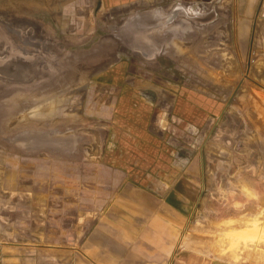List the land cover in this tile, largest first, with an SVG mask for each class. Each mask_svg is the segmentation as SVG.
Returning a JSON list of instances; mask_svg holds the SVG:
<instances>
[{
  "label": "rangeland",
  "instance_id": "1",
  "mask_svg": "<svg viewBox=\"0 0 264 264\" xmlns=\"http://www.w3.org/2000/svg\"><path fill=\"white\" fill-rule=\"evenodd\" d=\"M222 1L0 0V33L22 46L27 44L24 38L10 36L12 23L19 19L44 23L50 32L47 46L52 49L46 56L56 66L45 84L36 80L17 88L0 83V189L6 209L24 206V210L14 211L19 220L42 217L27 208L34 206L36 210L43 205V197L35 194L50 191L54 235L64 231L76 241L87 230L91 210L97 209L91 189L106 188L105 181L97 184L91 178L105 173L106 167L85 163L90 154L83 143L78 150L72 147L62 153L49 147L65 144L66 131L72 135V129L89 127L81 116L66 117L62 110L65 103L58 100L66 85L59 80L60 45L75 44L74 36H65L67 31L93 32L102 38L100 50H106L113 45L109 36L114 35L113 61L116 66L130 68V86L138 88V82H145L160 96H178L172 112L174 116L180 113V119L173 117L170 124L167 115V122L161 124L167 130L164 143L171 134L179 140L178 168L168 164L171 152L167 149L161 163L164 172L172 168L181 178L174 183L179 201H173L185 218L182 239L194 249L220 257L222 252H232L238 264H264V20L242 14L246 9L243 5ZM211 13L215 18L206 22L203 17ZM158 14H168L164 21L170 20L164 28L135 21ZM168 24L176 27L173 37L164 39L173 44L160 53L150 34ZM20 28L27 29V25L20 23ZM128 36L130 41H126ZM146 58L156 60L157 66L148 64ZM76 105L74 102L73 107ZM191 110L195 115L193 133L188 132L190 118L185 115ZM66 122L73 128L66 127ZM87 134L78 133L77 139L84 142L81 138ZM205 158L218 162L212 182L207 180ZM188 167L190 171H186ZM186 172L192 181L180 177ZM148 183L161 184L159 190L170 198L176 192L165 181ZM218 227L227 228L225 238L223 233L216 236ZM215 237L218 245L211 242Z\"/></svg>",
  "mask_w": 264,
  "mask_h": 264
},
{
  "label": "crops",
  "instance_id": "2",
  "mask_svg": "<svg viewBox=\"0 0 264 264\" xmlns=\"http://www.w3.org/2000/svg\"><path fill=\"white\" fill-rule=\"evenodd\" d=\"M230 2L245 6L242 14H249L251 18L257 15V19L264 20V0ZM167 15L158 14L154 17L158 22H163ZM147 17L151 16L138 17L135 21L146 23L144 19ZM214 18L215 13L203 17L209 20ZM20 23L27 25L26 31L20 28ZM151 24L154 23L148 21L146 25ZM168 27L169 24L166 28ZM156 31V37L151 36L150 39L153 38L152 42L162 53L173 41L164 39L166 37L161 35L163 30ZM10 36L22 37L27 44L20 46L15 43L14 38L6 40L7 35L5 37L0 33V65L9 62L14 68L24 65L32 71V78L29 81L0 83L17 88L32 85L36 80L37 83L45 84L56 67L46 56L52 52L46 42L50 37L47 27L35 19H19L12 23ZM65 36H74L76 40L75 44L60 45L62 60L59 80L66 83L58 94L59 102L65 103V107L60 109L63 108L66 117L81 116L89 127L72 129V135L66 131L65 144L49 147L57 148L62 153L72 147L78 150V145L82 146L80 143L85 144L84 148L90 154L85 163L97 166L102 164L106 167L105 173H97L91 180L97 184L100 180L105 181L103 186L106 188L97 186L96 189H91L97 209L92 208L91 220L86 221L87 230L76 241H71L64 231H59L57 236L52 232L55 228L51 227L52 219L49 215L52 213L51 204H48L49 197L52 196L50 191L35 194L43 197V205L36 206V210L34 206L27 208L28 212L41 213L42 217L32 216L19 220L14 211H22L24 206L16 204L15 208L11 205V208L6 209L1 198L3 190L0 189V264H238L237 259L228 261L219 254L213 256L189 247L190 242L182 239L180 230L181 225H185V218L180 214L182 209L175 203L179 201V192L177 183L174 185L181 178H177L178 171H173L172 168L164 172L161 163L164 149H167L171 152L168 164L178 168L177 154L181 149L178 146L179 140L171 134L164 143V132L167 130L161 126L163 120L167 122V115L169 123L173 117L180 119V113L174 116L172 112L177 108L178 96L173 99L160 96L156 88L145 86L148 85L145 82H138V88L130 86V68L127 70L125 66H116L113 61L114 35L109 36L113 45L106 50H100L102 38L95 37L93 32L83 35L72 30L67 31ZM78 36L81 39L77 40ZM129 38L128 36L126 41H130ZM83 43H86L85 47ZM8 46L10 52H7ZM146 61L148 64H157L156 60L149 58ZM136 79L141 81V77ZM51 99L54 97L49 100ZM74 102L77 103L74 106L76 108L73 107ZM185 115L190 118L186 122L190 130L188 132L193 133L195 115L192 110ZM71 122H66V127H71L68 125ZM78 133L89 134L81 138L85 143L77 139ZM216 147L211 145L210 148ZM117 150H122V153ZM186 151L189 153L187 148ZM192 161L187 166L190 167ZM204 164L209 168H206L209 170L206 179L214 181L215 174L212 175V172L215 173L218 162L205 158ZM189 167L186 171H190ZM180 177L193 180L189 172ZM157 181L168 182L171 191L176 190L171 198L170 194L159 190L162 188L159 186L161 184L148 183ZM181 196L189 195L181 193ZM32 220L36 223L30 222Z\"/></svg>",
  "mask_w": 264,
  "mask_h": 264
},
{
  "label": "flooded vegetation",
  "instance_id": "3",
  "mask_svg": "<svg viewBox=\"0 0 264 264\" xmlns=\"http://www.w3.org/2000/svg\"><path fill=\"white\" fill-rule=\"evenodd\" d=\"M150 18H152L153 20L151 21L152 23H159L157 20V18H155L154 16H151ZM147 20L144 19V21L148 22V18H146ZM143 20V19H142ZM155 20V21H154ZM174 25L169 26L168 28H166L165 30L161 31V35H163L164 37H172L173 36V31L175 30ZM23 31H26L27 29H22ZM170 35V36H169ZM150 36L152 37H156V33H152ZM12 68H8V67H2L0 66V81H7V82H13V81H29V79L32 78V71L28 68V67H24V65H21L23 67H17L14 68L13 64Z\"/></svg>",
  "mask_w": 264,
  "mask_h": 264
},
{
  "label": "bare ground",
  "instance_id": "4",
  "mask_svg": "<svg viewBox=\"0 0 264 264\" xmlns=\"http://www.w3.org/2000/svg\"><path fill=\"white\" fill-rule=\"evenodd\" d=\"M148 18V21H152L153 19L152 18H150V17H147ZM145 20H147V19H145ZM155 21V20H154ZM11 62H9V63H6V64H4V65H0V66H2V67H8V68H12V65L10 64ZM19 67H21V65H19ZM0 76H2V75H0ZM48 100V99H47ZM50 112V111H49ZM56 116V115H55ZM256 215V214H255ZM258 217V216H257ZM250 220V219H249ZM248 220V221H249ZM256 220V219H255ZM251 221V220H250ZM257 221V220H256ZM256 225V224H255ZM248 225H246V227H247ZM238 228V227H237ZM217 230L219 231V232H217L218 234L216 235V236H219V235H222V233H223V235H222V237H224V233L226 232V230H227V228L225 227V228H223V227H218L217 228ZM245 230V229H244ZM256 230V229H255ZM261 230V229H260ZM246 231V230H245ZM245 231H242V232H245ZM232 232V231H231ZM256 232V231H255ZM260 232V231H259ZM214 234H215V232H213ZM238 233H239V231H238ZM264 233V232H263ZM232 235H234V234H232ZM239 235V234H238ZM251 235V234H250ZM261 235H262V233H261ZM235 237V236H234ZM225 238V237H224ZM208 240V239H207ZM225 241V240H224ZM223 241V242H224ZM211 242L213 243V244H215V243H217V245H218V243H220L219 242V240H218V238H213L212 240H211ZM215 242V243H214ZM231 242V241H230ZM230 242H229V245H230ZM188 245V244H187ZM234 245V244H233ZM228 246V245H227ZM189 247H195L193 244H190L189 243ZM207 251H209V249H207ZM220 255H221V258H224V259H226V260H230V261H234V259H233V257H232V252L230 253V252H227V253H224V252H222V253H220ZM214 256V255H213Z\"/></svg>",
  "mask_w": 264,
  "mask_h": 264
},
{
  "label": "water",
  "instance_id": "5",
  "mask_svg": "<svg viewBox=\"0 0 264 264\" xmlns=\"http://www.w3.org/2000/svg\"><path fill=\"white\" fill-rule=\"evenodd\" d=\"M169 20H170V19H169ZM208 20H209V19H207L206 22H208ZM167 21H168V20H167ZM167 21H163L162 23H159V25L151 24L150 26H151V27H156V26H157V28H164V27H165V24H166ZM203 22H205V21H203Z\"/></svg>",
  "mask_w": 264,
  "mask_h": 264
}]
</instances>
